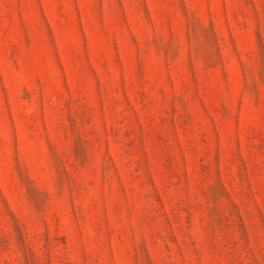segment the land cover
<instances>
[{
	"label": "rangeland",
	"instance_id": "1",
	"mask_svg": "<svg viewBox=\"0 0 264 264\" xmlns=\"http://www.w3.org/2000/svg\"><path fill=\"white\" fill-rule=\"evenodd\" d=\"M0 264H264V0H0Z\"/></svg>",
	"mask_w": 264,
	"mask_h": 264
}]
</instances>
